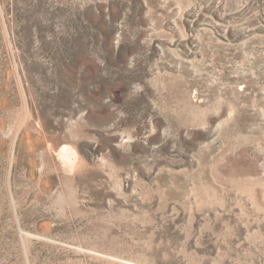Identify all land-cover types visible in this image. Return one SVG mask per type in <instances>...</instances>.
Returning a JSON list of instances; mask_svg holds the SVG:
<instances>
[{
	"label": "rangeland",
	"instance_id": "1",
	"mask_svg": "<svg viewBox=\"0 0 264 264\" xmlns=\"http://www.w3.org/2000/svg\"><path fill=\"white\" fill-rule=\"evenodd\" d=\"M0 264H264V0H0Z\"/></svg>",
	"mask_w": 264,
	"mask_h": 264
},
{
	"label": "bare ground",
	"instance_id": "2",
	"mask_svg": "<svg viewBox=\"0 0 264 264\" xmlns=\"http://www.w3.org/2000/svg\"><path fill=\"white\" fill-rule=\"evenodd\" d=\"M60 157L63 159V162L66 164L65 166H74L75 164V161L73 159V153L70 152V150H63L61 153H60ZM62 162V163H63Z\"/></svg>",
	"mask_w": 264,
	"mask_h": 264
}]
</instances>
